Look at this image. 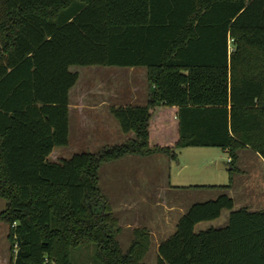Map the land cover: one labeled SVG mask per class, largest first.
Segmentation results:
<instances>
[{"label":"trees","instance_id":"obj_1","mask_svg":"<svg viewBox=\"0 0 264 264\" xmlns=\"http://www.w3.org/2000/svg\"><path fill=\"white\" fill-rule=\"evenodd\" d=\"M0 4V221L10 228L11 264H78L73 250L91 243L87 264H146V230L135 229L127 249L119 240L100 183L106 162L174 159L186 146L222 148L233 173L241 149L264 160V0ZM75 65L146 67L149 97L110 107L134 137L52 161L53 149L69 143ZM231 187L232 178L211 185L216 194L191 203L160 242L156 264H264V209L235 208ZM225 208L227 224L196 230Z\"/></svg>","mask_w":264,"mask_h":264},{"label":"rangeland","instance_id":"obj_2","mask_svg":"<svg viewBox=\"0 0 264 264\" xmlns=\"http://www.w3.org/2000/svg\"><path fill=\"white\" fill-rule=\"evenodd\" d=\"M73 69L80 75L75 89L86 90V99L98 95L103 107L102 120L100 118L98 122L96 121L97 123L102 121V124L96 126L95 121H91L86 126L89 132L92 131V134L88 135L91 144L85 143L88 150L98 151L105 145L119 144L128 140L131 136L126 134L121 137L120 125L112 118H108L111 113L109 108L120 104H144L148 100L147 68L76 65ZM78 96L75 92L74 97ZM79 130L80 127L75 126L76 135L73 137V145L77 147L84 144V140L77 139ZM176 152L177 157L174 159L166 154L156 153L150 157L141 156L136 159L129 156L124 160L106 162L102 167L103 177L100 183L112 208L115 206L117 209L114 214L117 215L121 225L119 240L123 249H127L134 239L135 229H144L150 235L151 247L144 259L146 264H156L158 246L163 239L175 231L182 212L186 211L195 200L210 198L219 191V188H211V185H226L232 178L229 193L235 197V208L247 206L251 209H264V161L252 148L239 151L240 170L234 173L231 169L219 167L220 163L228 164L230 160L228 153L220 147L186 146L176 149ZM134 165L139 169L142 167L154 169L155 189L138 184L135 178L129 179L125 186L114 185L112 171ZM185 168L190 171L183 172ZM132 170L133 168L130 171ZM196 185L201 187L196 189ZM114 194L117 200L123 198L116 201L113 199ZM123 202L130 204L126 205ZM5 205L6 200L0 197V211ZM230 212L228 208L223 209L218 218L198 223L196 230L224 226L228 222ZM5 225L7 231L9 225L7 223ZM8 247H11L10 241L6 238L0 239V249L7 250ZM14 247L17 249L18 245ZM94 254L95 245L91 243L73 250L72 257L78 264H87L93 259Z\"/></svg>","mask_w":264,"mask_h":264},{"label":"crops","instance_id":"obj_3","mask_svg":"<svg viewBox=\"0 0 264 264\" xmlns=\"http://www.w3.org/2000/svg\"><path fill=\"white\" fill-rule=\"evenodd\" d=\"M75 66L71 67L72 71H75L73 69ZM77 84H78V82L70 89V104H69L70 135H69V143L67 145L56 146L53 149V151L49 155V159L52 161H60L63 158L71 157L74 153H76L78 151L79 152H81V151L95 152L91 149L88 150L87 146H85L86 145L85 143L91 144V141H90V138H88L89 137L88 135L92 134V131L89 132L86 129V126H88L90 124L89 122H91V121H95L96 126H99L102 124V121L97 123L98 120H100V118L102 120L101 116H102L103 107L101 106V103L99 102L101 99L99 98L98 95H96L94 97L92 95V96H90V98L86 99V95H85L86 90L83 91L82 89H75ZM75 92L77 95H79L77 98L74 97ZM94 94H98V93H94ZM145 103H146V101H145ZM130 104H132V103H130ZM120 105H126V104H120ZM108 118H112L113 120H115L117 122L118 125H120L119 121L114 117L112 112L110 113V115H108ZM75 126L80 127L77 139L79 141L84 140V144H82V146H80V147H77L75 144L73 145V137L76 135L75 134ZM83 127H85V129H83ZM126 134H128V136H131V137L135 136L134 132L125 133L121 129L120 136L124 137ZM131 137H129V138H131ZM172 142H174V140ZM129 156H132L133 159L141 158V156H139V155H127L125 157H122V158H119L116 160H124L126 157H129ZM150 156H152V155L144 156V157H150ZM132 168H133V170L130 171ZM118 169H114L112 171V176H113L112 182L114 183V185H116V186H123L124 185L125 186L127 181L128 182L130 181L129 179L133 180L135 178V180L137 181L138 184L141 183L146 188L151 187L152 189H155L156 181L154 179V176H155L154 169H151L150 167H148V168L142 167L141 169H143V171H141V169H139V167L137 165L128 166V167H120V169L119 170ZM117 170H118V172H117ZM102 177H103V174H102V169H101V173H100V180L101 181H102ZM123 179H125V180H123ZM101 186L103 188L102 183H101ZM184 187H186V186H184ZM121 198H123V197H121ZM121 198H118V200H121ZM113 199L118 201L115 194L113 196ZM110 200H111V198H110ZM123 203L126 205L130 204V203H126V202H123ZM116 210L117 209L114 206L113 212L116 213L117 212ZM185 212L186 211H183L181 216ZM116 217H117V215H116ZM5 224H6L5 222L0 221V239L3 240L6 238L9 241L8 235H9L10 228L8 227V229L6 231V227H4V226H6ZM11 259H12L11 247L10 248L8 247L7 250L6 249L5 250L0 249V264H11Z\"/></svg>","mask_w":264,"mask_h":264},{"label":"water","instance_id":"obj_4","mask_svg":"<svg viewBox=\"0 0 264 264\" xmlns=\"http://www.w3.org/2000/svg\"><path fill=\"white\" fill-rule=\"evenodd\" d=\"M219 167L220 168H224V169H230L231 168V166L229 164H226V163H223V162L220 163V166ZM187 171H190V169L185 168L183 172H187ZM19 241H20V239H19ZM19 254H20V250H18V255Z\"/></svg>","mask_w":264,"mask_h":264},{"label":"built area","instance_id":"obj_5","mask_svg":"<svg viewBox=\"0 0 264 264\" xmlns=\"http://www.w3.org/2000/svg\"><path fill=\"white\" fill-rule=\"evenodd\" d=\"M15 251H17V250L15 249Z\"/></svg>","mask_w":264,"mask_h":264}]
</instances>
